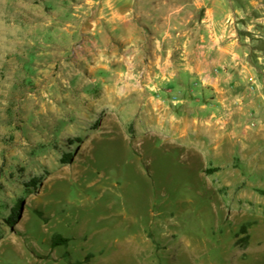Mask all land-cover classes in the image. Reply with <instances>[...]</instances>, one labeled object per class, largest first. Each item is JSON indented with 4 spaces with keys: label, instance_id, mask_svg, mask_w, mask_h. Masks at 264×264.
<instances>
[{
    "label": "rangeland",
    "instance_id": "1",
    "mask_svg": "<svg viewBox=\"0 0 264 264\" xmlns=\"http://www.w3.org/2000/svg\"><path fill=\"white\" fill-rule=\"evenodd\" d=\"M242 2L264 63V0ZM97 4L0 0V264H264V138L205 160L157 121L176 94L104 93Z\"/></svg>",
    "mask_w": 264,
    "mask_h": 264
},
{
    "label": "crops",
    "instance_id": "2",
    "mask_svg": "<svg viewBox=\"0 0 264 264\" xmlns=\"http://www.w3.org/2000/svg\"><path fill=\"white\" fill-rule=\"evenodd\" d=\"M242 1L97 0L92 48L106 58L103 77L114 81L102 91L150 101L176 94V118L167 119L158 101L157 121L166 133L169 120L176 144L205 160H226L264 138V63L246 56L242 32L251 25L243 18L252 9Z\"/></svg>",
    "mask_w": 264,
    "mask_h": 264
},
{
    "label": "trees",
    "instance_id": "3",
    "mask_svg": "<svg viewBox=\"0 0 264 264\" xmlns=\"http://www.w3.org/2000/svg\"><path fill=\"white\" fill-rule=\"evenodd\" d=\"M65 157H69V156H65ZM215 170H216V169H211V170H209V171H215ZM39 182H40V180H37L36 178H34V179L31 181V183H33L34 186H36L37 183H39ZM20 205H21V203H20ZM15 214H16V217H17V216H18V212H16ZM15 220H16V219H15V216L12 215V216L10 217V222H8L10 227H12V226L14 225ZM58 239L61 240V241H63V242L66 241V240H64V239H61L60 237H59Z\"/></svg>",
    "mask_w": 264,
    "mask_h": 264
}]
</instances>
